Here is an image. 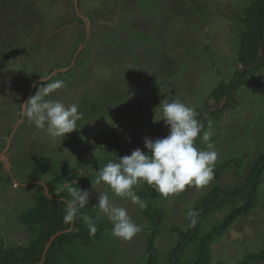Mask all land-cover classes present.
<instances>
[{
    "label": "rangeland",
    "instance_id": "374dc122",
    "mask_svg": "<svg viewBox=\"0 0 264 264\" xmlns=\"http://www.w3.org/2000/svg\"><path fill=\"white\" fill-rule=\"evenodd\" d=\"M255 1L79 0L82 26L75 0H0V157L5 153L8 165L0 168V257L29 248L38 236L23 223L24 214L43 197L71 199V182L83 178L81 189L90 197L77 216L86 230L84 217L91 218L96 237L83 243L88 241L69 235L51 247L53 241L40 264L264 263V168L256 189L235 195L248 186L264 155V62L215 103L242 69L240 37L250 30L246 14ZM83 29L87 36L80 44ZM57 70L66 71L50 77ZM57 79L65 86L47 98L75 103L81 114L77 129L63 138L38 129L23 114L25 101ZM164 99L195 109L202 125L198 149L206 150L202 135L211 129L209 142L218 152L214 178L167 197L141 182L133 188L147 204L140 208L104 182L97 184L98 170L136 148L146 152L145 137L168 135L163 119L154 122L162 118L157 107ZM64 175L73 180L49 191L48 184ZM31 185L44 191L26 187ZM213 191L222 195L200 220L198 236L182 240L190 211ZM99 192L126 207L141 227L131 240L112 235V223L94 207ZM225 193L231 198L224 202ZM74 224L58 233H70ZM178 244L184 245L179 257L173 255Z\"/></svg>",
    "mask_w": 264,
    "mask_h": 264
},
{
    "label": "clouds",
    "instance_id": "9594fccd",
    "mask_svg": "<svg viewBox=\"0 0 264 264\" xmlns=\"http://www.w3.org/2000/svg\"><path fill=\"white\" fill-rule=\"evenodd\" d=\"M65 86L64 81L57 79L39 87L35 95L23 104V114L26 115L38 129H47L52 137L63 138L65 134L77 129V121L81 119L78 105L73 103L66 106L62 101L48 99L50 93ZM162 107V118L169 128L168 135L163 138H144V147L134 149L130 155L109 161L98 170L96 183L104 182L120 197H127L140 208L147 204L133 190L141 182L154 186L155 190L167 197L170 194L182 192L188 186H207L214 178V166L218 159V152L211 144V129L203 131L202 140L206 142V150L198 149L195 140L202 132V125L196 118L194 108L187 106L180 100L168 101L164 99L157 108ZM130 140V138H128ZM74 186L68 188L71 199L65 201L66 209L63 217L65 224H72L80 210L89 203L88 191ZM94 207L112 223L114 237L131 240L141 231L129 215L128 209L118 206L105 192H99L98 202ZM195 217L197 213L190 211ZM87 221L89 234L94 236L98 227L89 217ZM195 223V219L192 220Z\"/></svg>",
    "mask_w": 264,
    "mask_h": 264
},
{
    "label": "trees",
    "instance_id": "16d2710c",
    "mask_svg": "<svg viewBox=\"0 0 264 264\" xmlns=\"http://www.w3.org/2000/svg\"><path fill=\"white\" fill-rule=\"evenodd\" d=\"M74 7H79V0H77ZM77 17V16H76ZM78 21L83 26V21L78 18ZM245 23L250 26V30L244 32L240 37V52H239V63L242 69H239L231 78V80L225 85L223 91L215 98L217 103L222 96H224L230 89L237 87L242 83L243 78L250 72L257 69V67L264 62V0H256L253 2L246 14ZM86 37V30L83 29L82 35L80 37V44L84 43ZM75 54L72 55L68 64L74 60ZM43 84V82H39ZM260 166H257L251 176L248 178V186H244L240 191L235 192L237 196H243L245 191H253L256 189L258 180L261 178V167L264 168V155L259 158ZM2 163L0 162V168H2ZM73 180L71 175H64L54 178L49 184L48 189L51 191L56 186L62 183H69ZM86 180L81 178L77 182V187L84 188L86 185ZM27 188H35L36 191H44V188L40 185L26 186ZM147 193L145 192V196ZM222 193L218 191H213L210 195L213 196V199L209 202V198L203 200L195 209L197 215L191 218L189 223V231L187 234L182 235V240L187 239V241L194 239L198 236L200 230V220L202 217L210 211L212 205H214L215 198H221ZM235 196V197H237ZM229 194H224V202L229 200ZM43 201L39 202L34 209L29 210L26 214L22 216V221L24 224L30 226L32 230L39 231L38 236L34 239V242L26 249H17L21 254H18L17 250H12L10 252H3L2 257H0V264H40L42 261L43 253L45 251V241L51 236L55 235L60 231H68L71 227V224H65L63 222V217L66 214V203L67 200H54L47 197H43ZM240 210L233 212L227 219L224 221L225 225H228L231 221V218L239 214ZM195 219V223H192V220ZM33 221L36 225L33 228L31 223ZM72 235L76 238H81L83 243H90L94 236L89 234V230L85 229V225L81 220V217L76 216L75 224L73 230L68 234H60L55 238L51 247L55 246L57 242L64 240L66 236ZM205 240V239H204ZM202 240V241H204ZM50 247V248H51ZM204 247L205 251H209V246L206 244ZM184 250V245L178 244L177 247L173 250V255L182 254L181 251ZM202 259V256L201 258ZM169 264H173L170 263ZM196 264H204L199 260ZM264 264V263H262Z\"/></svg>",
    "mask_w": 264,
    "mask_h": 264
},
{
    "label": "water",
    "instance_id": "95a60500",
    "mask_svg": "<svg viewBox=\"0 0 264 264\" xmlns=\"http://www.w3.org/2000/svg\"><path fill=\"white\" fill-rule=\"evenodd\" d=\"M76 3H77V0H75V5H76ZM75 14H76L77 18L81 19L83 22H86V18L80 13V11H79V9H78L77 7L75 8ZM86 33H87V32H86ZM86 36H87V34H86ZM64 71H66V70H57V71H54V72H52V74L50 75V77L53 76V75H55V74H58V73H60V72H64ZM35 84H36V83H34L33 87L31 88V91H30L29 97L32 95V91H33V89H34ZM26 101H27V100H26ZM26 101H25V102H26ZM19 124H20V123L18 122L17 125H16V127H15L14 129H17V127L19 126ZM11 138H12V136L10 137V139H11ZM10 145H11V140L8 142L7 147H9ZM0 162H1L2 164H4V166H5L6 168H8V165H7L6 161H5V153H3V154L1 155V157H0ZM59 234H60V233H57L55 236L51 237L49 243H48L47 246H46V249H45V251H44L43 256L45 255L46 250H47V248L49 247V245L51 244V242H53L54 239H55V237L58 236Z\"/></svg>",
    "mask_w": 264,
    "mask_h": 264
}]
</instances>
